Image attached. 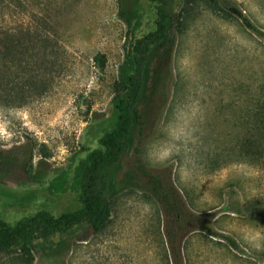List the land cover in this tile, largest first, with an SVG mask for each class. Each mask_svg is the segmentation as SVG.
<instances>
[{"label":"rangeland","instance_id":"obj_1","mask_svg":"<svg viewBox=\"0 0 264 264\" xmlns=\"http://www.w3.org/2000/svg\"><path fill=\"white\" fill-rule=\"evenodd\" d=\"M21 1L0 0V148L15 156L0 165V218L11 224L42 209L59 216L82 207L81 164L117 126L130 35L148 34L158 19L154 0H129L140 12L134 32L119 0ZM184 1L168 103L140 173L150 190L153 176L174 186L188 214L167 215L146 187L125 190L105 231L76 229L65 264H175L171 246L179 264H264V216L245 209L250 199L264 204V167L236 160L233 150L264 85V0H231L254 27L211 0ZM45 26L55 36L46 47ZM137 164L132 153L125 169ZM202 216L216 233L190 231ZM0 264L50 261L16 248L0 253Z\"/></svg>","mask_w":264,"mask_h":264},{"label":"trees","instance_id":"obj_2","mask_svg":"<svg viewBox=\"0 0 264 264\" xmlns=\"http://www.w3.org/2000/svg\"><path fill=\"white\" fill-rule=\"evenodd\" d=\"M154 1H158L156 28L136 39L130 35L132 40L121 64L116 95L119 100L117 126L101 137L104 148L92 151L89 159L81 164L82 207L59 216L42 209L15 224L0 218V253L18 248L31 260L36 252H42L50 264H65L76 229L91 226L96 233L105 231L112 220L118 196L128 189H145L140 172H145L146 168L140 155L145 141L156 127V119L168 103L172 57L178 32L183 27L186 4L184 0ZM211 2L220 11L237 15L246 25L254 27L250 18L231 0ZM119 15L132 32L139 27V8L132 6L129 0H119ZM39 35L45 47L55 41L49 26ZM0 37H6L5 29H0ZM96 60L101 66L104 64L101 53L96 55ZM258 91L253 97L254 104L242 117L245 120L242 122L243 134L237 138L233 150L236 160L264 167V85ZM132 153L136 155L137 169L132 166L125 169L127 157ZM14 158L11 149L0 148V165L9 164ZM150 184H153L152 192L147 187L145 190L164 207L167 215L177 219L188 214L187 205L174 186L165 184L158 176H153ZM245 209L250 217L264 216V204L257 199L248 200ZM190 221L186 222L193 223ZM196 223L198 227H191V232L201 227L216 233L204 216ZM171 250L175 264H179L173 246Z\"/></svg>","mask_w":264,"mask_h":264}]
</instances>
